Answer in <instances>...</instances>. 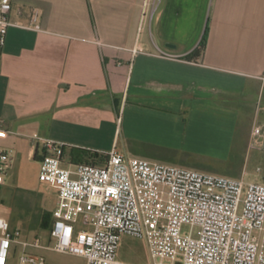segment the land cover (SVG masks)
I'll return each instance as SVG.
<instances>
[{"label": "crops", "instance_id": "crops-1", "mask_svg": "<svg viewBox=\"0 0 264 264\" xmlns=\"http://www.w3.org/2000/svg\"><path fill=\"white\" fill-rule=\"evenodd\" d=\"M144 1L13 0L0 46L7 175L39 163L40 136L65 144L70 168L73 150L116 148L264 180V148L249 146L264 122V0H162L142 20Z\"/></svg>", "mask_w": 264, "mask_h": 264}, {"label": "built area", "instance_id": "built-area-1", "mask_svg": "<svg viewBox=\"0 0 264 264\" xmlns=\"http://www.w3.org/2000/svg\"><path fill=\"white\" fill-rule=\"evenodd\" d=\"M161 3L145 0L142 20H152ZM12 7L13 0H0V46L13 24ZM0 135L6 132L0 129ZM36 140L43 141L40 181L59 198L50 227L54 245L39 236L22 239L21 230L0 215V264H8L19 247V264H47L29 248L83 256L88 264H136L119 257L125 234L146 241L150 264H264V182L131 156L116 148L102 165L70 168L64 164L65 144L40 136ZM249 146L264 148V122L257 118ZM11 159V150L0 146V185Z\"/></svg>", "mask_w": 264, "mask_h": 264}, {"label": "rangeland", "instance_id": "rangeland-1", "mask_svg": "<svg viewBox=\"0 0 264 264\" xmlns=\"http://www.w3.org/2000/svg\"><path fill=\"white\" fill-rule=\"evenodd\" d=\"M146 36L148 37V35ZM144 153L150 154L152 152L146 150ZM257 165L252 163L249 167L250 171L257 173ZM261 167L259 174L264 176L263 163ZM248 180L264 182L254 175L249 176ZM6 181V186L0 190V215L9 221L13 228L21 230L22 239L32 241L39 236L44 244L54 245V240L50 236V228L41 227L40 219L44 212L48 211L53 214L57 210L59 198L55 190L50 189L40 181L39 163L34 159L28 160L24 157L20 168L6 175ZM7 187L11 189L6 190ZM79 219V226H83L82 216ZM87 227L91 229L90 226ZM28 251L44 256L47 264H88L85 257L68 252L48 248H29ZM22 253V248H17L11 254L8 264H19ZM119 257L121 260L136 264H150L152 261L146 241L129 234L122 237Z\"/></svg>", "mask_w": 264, "mask_h": 264}, {"label": "trees", "instance_id": "trees-1", "mask_svg": "<svg viewBox=\"0 0 264 264\" xmlns=\"http://www.w3.org/2000/svg\"><path fill=\"white\" fill-rule=\"evenodd\" d=\"M207 36L204 37V43L206 42ZM204 43L200 46L199 49L195 50L192 54L187 56V59L193 60L196 59L202 52ZM108 160V154L106 153H98L94 151H87V150H73L71 154V161L74 164H97L102 165L106 163ZM53 221V214L52 212H44L40 219V226L43 228H50Z\"/></svg>", "mask_w": 264, "mask_h": 264}]
</instances>
